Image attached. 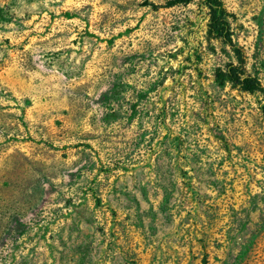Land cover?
Listing matches in <instances>:
<instances>
[{"label":"rangeland","instance_id":"obj_1","mask_svg":"<svg viewBox=\"0 0 264 264\" xmlns=\"http://www.w3.org/2000/svg\"><path fill=\"white\" fill-rule=\"evenodd\" d=\"M149 1L0 0V264H264V0Z\"/></svg>","mask_w":264,"mask_h":264},{"label":"trees","instance_id":"obj_2","mask_svg":"<svg viewBox=\"0 0 264 264\" xmlns=\"http://www.w3.org/2000/svg\"><path fill=\"white\" fill-rule=\"evenodd\" d=\"M189 1L190 0H167L165 3L166 6L170 7L177 4H186ZM142 3L152 8L157 6L149 0H142ZM203 4L208 10L209 32L224 40H228L229 32L227 22L223 16L219 0H203ZM237 69L238 68L234 66H229L225 72L218 69L215 71V78L218 79L219 84H222L223 80L227 79L233 86H237L249 93L254 92L258 88L257 80L247 74H243L241 71H237ZM261 111L264 113V105L261 106Z\"/></svg>","mask_w":264,"mask_h":264}]
</instances>
